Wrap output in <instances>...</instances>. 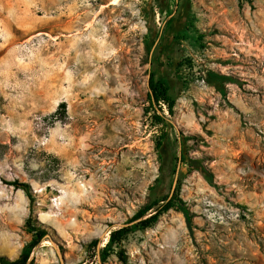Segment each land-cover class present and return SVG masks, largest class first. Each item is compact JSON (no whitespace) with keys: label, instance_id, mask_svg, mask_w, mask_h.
Masks as SVG:
<instances>
[{"label":"rangeland","instance_id":"374dc122","mask_svg":"<svg viewBox=\"0 0 264 264\" xmlns=\"http://www.w3.org/2000/svg\"><path fill=\"white\" fill-rule=\"evenodd\" d=\"M175 192L191 229L170 210L109 246ZM30 224L32 264H264V0H0L1 256Z\"/></svg>","mask_w":264,"mask_h":264},{"label":"trees","instance_id":"16d2710c","mask_svg":"<svg viewBox=\"0 0 264 264\" xmlns=\"http://www.w3.org/2000/svg\"><path fill=\"white\" fill-rule=\"evenodd\" d=\"M212 78L222 79L223 76H218L216 74L211 75ZM150 92L148 94L149 102L151 103L152 109L155 112L153 115L154 123L157 125H162L163 127L168 125V118L165 115V110L167 109L170 115L174 114V109L176 106V100L171 94L170 85L163 80L156 79L155 73H151L149 79ZM65 106V104H63ZM168 138V134L163 131L160 136V140L157 142V148L162 150L165 146V140ZM190 168L197 170L204 176V178L213 183L214 175L213 173L202 163L199 159H189L188 160ZM13 185L16 189L23 190L26 195L32 199V188L29 183L15 181ZM170 210H177L184 213L186 217V222L188 228L191 229V215L187 208L186 202L180 198L178 192H175L172 197H167L162 201H154L153 203L140 209L130 220L126 223L124 227L113 230L110 233L109 246L113 244L121 243L131 232L136 229H146L155 225L165 213ZM31 221V220H30ZM31 226V230L34 232V238L24 249L21 256L12 260L6 256L0 255V264H32V254L34 250L39 247L44 241L47 240L49 232L46 228ZM101 244L100 239H95L91 242L90 248L99 247ZM124 256V254H120ZM125 261V260H124Z\"/></svg>","mask_w":264,"mask_h":264},{"label":"water","instance_id":"95a60500","mask_svg":"<svg viewBox=\"0 0 264 264\" xmlns=\"http://www.w3.org/2000/svg\"><path fill=\"white\" fill-rule=\"evenodd\" d=\"M150 77H151V74L149 75V79H150ZM173 193V192H172ZM125 225H123L122 227H124ZM110 233H111V231H110ZM48 237V236H47Z\"/></svg>","mask_w":264,"mask_h":264},{"label":"bare ground","instance_id":"6f19581e","mask_svg":"<svg viewBox=\"0 0 264 264\" xmlns=\"http://www.w3.org/2000/svg\"><path fill=\"white\" fill-rule=\"evenodd\" d=\"M106 240H107V239H106ZM105 242H106V241H105ZM44 243H45V242H44ZM46 244H50V242H49V241H47V242H46Z\"/></svg>","mask_w":264,"mask_h":264}]
</instances>
